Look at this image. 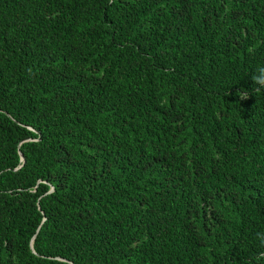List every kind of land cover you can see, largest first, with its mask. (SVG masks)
I'll use <instances>...</instances> for the list:
<instances>
[{
    "label": "trees",
    "instance_id": "1",
    "mask_svg": "<svg viewBox=\"0 0 264 264\" xmlns=\"http://www.w3.org/2000/svg\"><path fill=\"white\" fill-rule=\"evenodd\" d=\"M260 65L264 0H0V264H264Z\"/></svg>",
    "mask_w": 264,
    "mask_h": 264
},
{
    "label": "clouds",
    "instance_id": "2",
    "mask_svg": "<svg viewBox=\"0 0 264 264\" xmlns=\"http://www.w3.org/2000/svg\"><path fill=\"white\" fill-rule=\"evenodd\" d=\"M251 81L253 84V90L257 93L264 91V65L258 66L251 74ZM236 95L241 101L247 100L250 96V92L241 89L237 91ZM261 243L264 244V233L257 234ZM258 259H264V252L259 253Z\"/></svg>",
    "mask_w": 264,
    "mask_h": 264
},
{
    "label": "water",
    "instance_id": "3",
    "mask_svg": "<svg viewBox=\"0 0 264 264\" xmlns=\"http://www.w3.org/2000/svg\"><path fill=\"white\" fill-rule=\"evenodd\" d=\"M22 158L24 159V156L22 155Z\"/></svg>",
    "mask_w": 264,
    "mask_h": 264
}]
</instances>
